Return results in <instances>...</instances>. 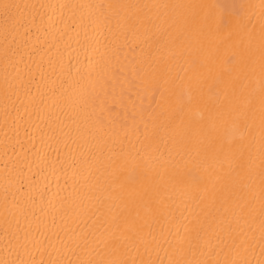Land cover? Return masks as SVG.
<instances>
[{"label":"bare ground","instance_id":"1","mask_svg":"<svg viewBox=\"0 0 264 264\" xmlns=\"http://www.w3.org/2000/svg\"><path fill=\"white\" fill-rule=\"evenodd\" d=\"M0 264H264V0H0Z\"/></svg>","mask_w":264,"mask_h":264}]
</instances>
